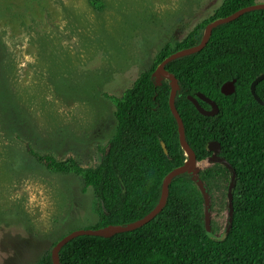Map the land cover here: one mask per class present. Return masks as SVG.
I'll use <instances>...</instances> for the list:
<instances>
[{
	"label": "trees",
	"instance_id": "trees-1",
	"mask_svg": "<svg viewBox=\"0 0 264 264\" xmlns=\"http://www.w3.org/2000/svg\"><path fill=\"white\" fill-rule=\"evenodd\" d=\"M90 2L101 6L98 0ZM255 2L225 0L175 47L167 43L133 86L113 98L117 129L99 164L83 166L73 156L58 159L27 144L28 152L46 170L76 174L82 178L83 191L93 189L100 213L96 227L126 224L149 213L158 203L163 178L185 159L169 107L170 86L168 80H154L156 66L172 52L199 43L210 21ZM167 67L179 81L176 106L197 159H207L212 153L206 145L218 140L220 155L237 171L233 220L229 221L227 202L231 173L214 162L199 173L211 201V234L203 191L188 174H181L170 185L167 205L149 223L109 238L78 236L62 248L61 264H264V105L250 90L252 81L264 72V9L218 26L202 50ZM237 74L236 93L224 95L221 85ZM256 92L264 100V79ZM197 93L217 102L216 115L197 110L188 98ZM38 264H53L51 252Z\"/></svg>",
	"mask_w": 264,
	"mask_h": 264
},
{
	"label": "rangeland",
	"instance_id": "rangeland-1",
	"mask_svg": "<svg viewBox=\"0 0 264 264\" xmlns=\"http://www.w3.org/2000/svg\"><path fill=\"white\" fill-rule=\"evenodd\" d=\"M98 1L0 0V264H38L100 223L93 189L46 170L27 144L99 164L117 129L113 98L225 0Z\"/></svg>",
	"mask_w": 264,
	"mask_h": 264
},
{
	"label": "water",
	"instance_id": "water-1",
	"mask_svg": "<svg viewBox=\"0 0 264 264\" xmlns=\"http://www.w3.org/2000/svg\"><path fill=\"white\" fill-rule=\"evenodd\" d=\"M264 9V2L257 3L242 7L238 9L237 11L225 16V17H218L214 20L210 21L203 32L202 39L199 43H196L191 46H187L184 48H181L177 51L172 52L167 57H165L155 68V70L152 73V77L154 80L158 83L163 82L164 80H168L169 86H170V94H169V107L170 110L177 122V128H178V135H179V142L180 145L184 151L185 159L180 165L175 166L172 168L163 178L162 182V188H161V194L160 198L158 200V203L155 205V207L147 213L142 218H139L135 221L128 222L126 224H109L106 226L101 227H93V228H83V229H76L68 234L64 235L57 243L51 248V259L53 264H61V250L62 248L72 239L81 236V235H94V236H101L105 238H109L114 236L118 233L133 231L138 228L143 227L147 223H149L152 219H154L167 205L169 193H170V185L172 184L174 178H176L178 175L181 174H188L193 181H195L201 190L203 191V194L205 196V203H206V228L209 234L212 232V209H211V201L209 196L208 187L205 185L203 180L200 178V171L204 167L203 165L200 166V164L205 163L206 165H211L214 162H219L223 165H225L231 173L230 182L227 190V202H228V208H229V221L231 222L234 217V188L236 185V178H237V171L235 167L232 165V163L227 160L224 156L220 155L222 150L221 142L218 140H212L206 145V149L209 151H212V154L207 157V159L203 161H199L197 159L196 152L190 145L186 132H185V126L184 122L182 120L181 114L176 106V96L178 93V90L180 88L179 81L176 75L167 67V64L177 58L184 57L187 55L194 54L196 52H199L202 50L209 42V39L211 38L213 31L218 26L228 23L232 20L237 19L244 13L254 11V10H260ZM264 79V72H261L251 83L250 90L253 94L254 98L261 104L264 105V100L257 94L256 87L257 84ZM239 81V75L232 77L231 79L225 81L221 85V92L224 95H230L233 93H236L237 90V83ZM189 100L195 105L197 110L203 114V115H216L219 111V107L217 102L214 99H211L204 93H197L196 95H188ZM200 100L206 102L210 108L204 107ZM161 145L165 151V153L168 155L169 158V152L166 147V144L163 140L160 141ZM123 189L125 188L122 184ZM102 206L104 204L102 203Z\"/></svg>",
	"mask_w": 264,
	"mask_h": 264
},
{
	"label": "flooded vegetation",
	"instance_id": "flooded-vegetation-1",
	"mask_svg": "<svg viewBox=\"0 0 264 264\" xmlns=\"http://www.w3.org/2000/svg\"><path fill=\"white\" fill-rule=\"evenodd\" d=\"M211 153H212V151H211Z\"/></svg>",
	"mask_w": 264,
	"mask_h": 264
}]
</instances>
